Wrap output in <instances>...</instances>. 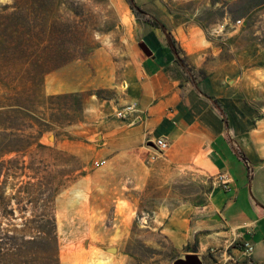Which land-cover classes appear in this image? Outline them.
Wrapping results in <instances>:
<instances>
[{
	"label": "rangeland",
	"instance_id": "374dc122",
	"mask_svg": "<svg viewBox=\"0 0 264 264\" xmlns=\"http://www.w3.org/2000/svg\"><path fill=\"white\" fill-rule=\"evenodd\" d=\"M134 2L132 10L126 0H0V102L14 101L13 83L29 82L36 64L55 68L33 119L0 114V264H174L197 255L192 244L177 249L163 226L181 204H209L217 180L162 169L130 187L100 158L98 122L125 119L116 114L139 44L163 34L150 17L172 33L188 78L231 63L235 78H247V106L264 119V0ZM67 89L76 91L50 92ZM157 159L148 152L145 165ZM211 250L197 255L201 264H242Z\"/></svg>",
	"mask_w": 264,
	"mask_h": 264
},
{
	"label": "crops",
	"instance_id": "0c3cea01",
	"mask_svg": "<svg viewBox=\"0 0 264 264\" xmlns=\"http://www.w3.org/2000/svg\"><path fill=\"white\" fill-rule=\"evenodd\" d=\"M153 35L146 45L150 55L142 51L137 73H127L120 105L133 104L135 110L124 120L98 122L100 158L130 187L131 180L162 169L210 174L218 186L209 204L187 203L171 210L164 233L177 249L196 244L197 255L219 249L222 256L242 264H264V119L245 102L247 78H235L233 65L222 63L196 81L197 91L174 61L164 34ZM207 97L223 105L227 125ZM107 110L103 116L111 114ZM158 138L169 148L147 167L145 159L152 150L148 143ZM220 176L228 182L226 189L218 182ZM244 243L253 246L249 258L243 254Z\"/></svg>",
	"mask_w": 264,
	"mask_h": 264
},
{
	"label": "trees",
	"instance_id": "16d2710c",
	"mask_svg": "<svg viewBox=\"0 0 264 264\" xmlns=\"http://www.w3.org/2000/svg\"><path fill=\"white\" fill-rule=\"evenodd\" d=\"M127 4L129 5L130 9L134 10L137 9V6L135 5L134 0H126ZM150 25L155 28L160 30L166 39V44L167 47L169 48V51L174 57V61L187 73V64L185 58L180 57V51L177 48L176 41L173 38L171 32L167 29V27L160 23L156 18L150 17ZM55 68H44L41 64H36L33 67L32 71V79L28 82L24 81V83H19V84H14L13 83V88L12 91L14 93V101L11 104H4L0 102V114L3 113L4 111L7 110V108L11 109L12 112L14 113H21L26 115L28 118L33 119L36 114H35V107L38 106L41 103V99H43V92H42V85H43V80L47 74H49L51 71H53ZM17 73H20V70L17 71ZM189 74V73H188ZM189 81L191 84L194 86V88L198 90L197 88V83L195 80H193L191 77L189 78ZM3 83L0 81V86ZM19 90V91H18ZM24 91L25 95H28V101L27 104L24 102L18 103L17 102V97L19 95H23L20 92ZM67 98L65 95L61 96H51L49 100H63ZM207 99L210 101L211 105L217 110V112L221 115L224 123L227 125V119H226V114L224 111L223 105L220 103L219 100L213 98V97H207ZM14 151V150H13ZM16 151V150H15ZM48 218V219H46ZM43 219H46L48 221H52L53 219L49 218L47 215H43ZM53 225V223H51ZM196 244L193 245V252H196ZM1 254V250H0Z\"/></svg>",
	"mask_w": 264,
	"mask_h": 264
},
{
	"label": "built area",
	"instance_id": "2783aa9c",
	"mask_svg": "<svg viewBox=\"0 0 264 264\" xmlns=\"http://www.w3.org/2000/svg\"><path fill=\"white\" fill-rule=\"evenodd\" d=\"M135 108L136 107L133 104L127 105L121 111L117 112L116 116L118 118H126L131 112L135 110ZM148 144L152 145V150L149 151L150 160H155L159 158V156H161L169 148L168 142L163 138L155 139L154 141H151ZM243 161L248 166L247 161L245 159H243ZM218 182L221 184V186H223V188L225 189L227 188L228 182L225 178L220 176L218 179ZM211 252H214V249H212ZM252 253H253V246L249 243H244V246H243L244 256L246 258H249L252 255Z\"/></svg>",
	"mask_w": 264,
	"mask_h": 264
},
{
	"label": "water",
	"instance_id": "95a60500",
	"mask_svg": "<svg viewBox=\"0 0 264 264\" xmlns=\"http://www.w3.org/2000/svg\"><path fill=\"white\" fill-rule=\"evenodd\" d=\"M139 47L146 55H150V51L148 50L147 46L144 43L141 42L139 44ZM174 264H201V261L197 255L190 254L187 255L184 260L182 259L177 260Z\"/></svg>",
	"mask_w": 264,
	"mask_h": 264
}]
</instances>
